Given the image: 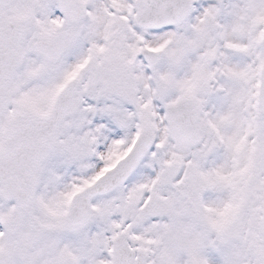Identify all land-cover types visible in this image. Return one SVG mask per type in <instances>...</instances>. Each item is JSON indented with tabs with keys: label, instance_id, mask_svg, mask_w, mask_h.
I'll list each match as a JSON object with an SVG mask.
<instances>
[{
	"label": "snow or ice",
	"instance_id": "obj_1",
	"mask_svg": "<svg viewBox=\"0 0 264 264\" xmlns=\"http://www.w3.org/2000/svg\"><path fill=\"white\" fill-rule=\"evenodd\" d=\"M0 264H264V0H0Z\"/></svg>",
	"mask_w": 264,
	"mask_h": 264
}]
</instances>
